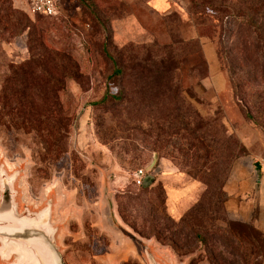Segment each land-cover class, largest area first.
Returning a JSON list of instances; mask_svg holds the SVG:
<instances>
[{
  "label": "rangeland",
  "instance_id": "374dc122",
  "mask_svg": "<svg viewBox=\"0 0 264 264\" xmlns=\"http://www.w3.org/2000/svg\"><path fill=\"white\" fill-rule=\"evenodd\" d=\"M170 1L159 12L150 0H61L60 15L42 18L24 0H0V167L19 172L20 211L52 200L65 264H147L132 236L162 264H264L258 207L247 221L226 208L233 175L264 169V131L244 116H264L263 43L236 34L230 14L210 16L208 0ZM212 2L239 13L264 6ZM30 65L50 81L23 85ZM56 100L61 118L50 114ZM170 179L188 188L178 215Z\"/></svg>",
  "mask_w": 264,
  "mask_h": 264
},
{
  "label": "water",
  "instance_id": "95a60500",
  "mask_svg": "<svg viewBox=\"0 0 264 264\" xmlns=\"http://www.w3.org/2000/svg\"><path fill=\"white\" fill-rule=\"evenodd\" d=\"M18 171L0 167V264H65L51 221L52 200L38 211H21L14 187ZM139 242L147 264H162L149 245Z\"/></svg>",
  "mask_w": 264,
  "mask_h": 264
},
{
  "label": "trees",
  "instance_id": "16d2710c",
  "mask_svg": "<svg viewBox=\"0 0 264 264\" xmlns=\"http://www.w3.org/2000/svg\"><path fill=\"white\" fill-rule=\"evenodd\" d=\"M60 3H61V0H60ZM202 3L204 5L206 3V6H209L208 8L212 7L209 9L211 11L209 14L210 16L216 15L218 17L219 14H222V15L230 14V16L233 19L234 25H236L234 32L239 35L241 31H244L247 37L256 41L255 42L256 44L258 43V45H260L259 44L260 42L263 43V50H264V40H262V36L264 35V6L263 5H256L252 7L251 9H249L250 11L248 12L239 13V12L225 11L224 9L220 8V4L218 5L214 2L209 4V0L207 2L202 1ZM259 7H261V9H259ZM36 16L42 17V18H50V17L39 16V15H36ZM254 49H255V46H254ZM61 51L63 50L59 49L57 52L60 53ZM31 55H32V59H37V56H39L40 54L32 53ZM229 57H230L229 54L224 52L221 55L222 64H224L223 66L224 68H226L229 83L234 86V89H236L235 79L233 77V69H232L233 67L229 62ZM262 57H263L262 65L264 67V54ZM112 62H113L114 70L112 72L111 77L120 75L122 72L121 66H118L115 60H113ZM21 72H22L21 76L24 78L22 83L23 85H26V86L34 85L39 81L41 82L50 81V79L47 76L46 71L42 67L37 66V65L27 66L24 69H22ZM39 76H41V79ZM64 79H65V76L62 74L60 78L56 80L58 81L59 89H63ZM110 98L113 99V101H117V100H120V95L119 94L112 95ZM2 100H3V103H2L3 107H5L6 106L5 98L2 97ZM101 101L105 102L106 98L103 97ZM50 114H54V116H57L59 118L62 117L61 105L59 104L57 100L52 104V109L50 110ZM244 116L248 120H251L253 123L257 124L264 131V116L262 119H260V117H254L248 110H244ZM208 151H209V147L206 146V152ZM188 213L190 214L189 215L187 214L188 215L187 217H191L192 212L189 211Z\"/></svg>",
  "mask_w": 264,
  "mask_h": 264
},
{
  "label": "crops",
  "instance_id": "0c3cea01",
  "mask_svg": "<svg viewBox=\"0 0 264 264\" xmlns=\"http://www.w3.org/2000/svg\"><path fill=\"white\" fill-rule=\"evenodd\" d=\"M150 2L155 11L166 12L171 9L172 1L170 0H150ZM205 48L209 58L214 61L213 58H216L215 50L209 44H206ZM253 174L255 175V171L251 169L249 171L250 178L233 175L227 184L228 200L226 208H228V212L233 219L247 221L250 215V211H247V209L253 206L258 207V221H256L255 226L264 232V169L257 179L252 177ZM145 179L146 177H143V183ZM186 192H188V188H179L171 179L167 182V204L171 214L178 215L181 208L185 207L183 196Z\"/></svg>",
  "mask_w": 264,
  "mask_h": 264
},
{
  "label": "built area",
  "instance_id": "2783aa9c",
  "mask_svg": "<svg viewBox=\"0 0 264 264\" xmlns=\"http://www.w3.org/2000/svg\"><path fill=\"white\" fill-rule=\"evenodd\" d=\"M24 7L27 14L31 16L55 17L61 14L60 0H24ZM145 171L139 168L133 173L135 185H143Z\"/></svg>",
  "mask_w": 264,
  "mask_h": 264
}]
</instances>
